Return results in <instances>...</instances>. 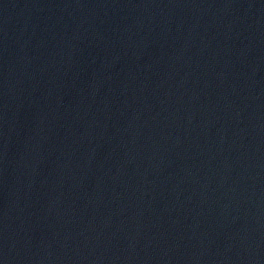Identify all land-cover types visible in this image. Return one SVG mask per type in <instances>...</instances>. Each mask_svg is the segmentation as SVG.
I'll list each match as a JSON object with an SVG mask.
<instances>
[{"label":"water","instance_id":"water-1","mask_svg":"<svg viewBox=\"0 0 264 264\" xmlns=\"http://www.w3.org/2000/svg\"><path fill=\"white\" fill-rule=\"evenodd\" d=\"M0 264H264V0H0Z\"/></svg>","mask_w":264,"mask_h":264}]
</instances>
